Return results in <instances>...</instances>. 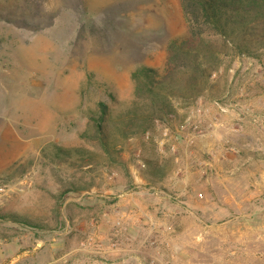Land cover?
Wrapping results in <instances>:
<instances>
[{
  "label": "rangeland",
  "instance_id": "obj_1",
  "mask_svg": "<svg viewBox=\"0 0 264 264\" xmlns=\"http://www.w3.org/2000/svg\"><path fill=\"white\" fill-rule=\"evenodd\" d=\"M185 31L179 0H0V264H264V49L174 101L173 148L163 125L80 136Z\"/></svg>",
  "mask_w": 264,
  "mask_h": 264
},
{
  "label": "trees",
  "instance_id": "obj_2",
  "mask_svg": "<svg viewBox=\"0 0 264 264\" xmlns=\"http://www.w3.org/2000/svg\"><path fill=\"white\" fill-rule=\"evenodd\" d=\"M179 2L186 31L168 40L163 65L141 64L133 69L129 108L113 118L108 105L98 102V114L90 115L88 130L80 135L106 153L113 145L109 138L114 131L125 138L133 132L153 133L156 126L167 125L169 116L177 113L174 101L187 104L204 95L211 75L225 57L234 53L254 56L264 49V0ZM57 149L64 154L70 152Z\"/></svg>",
  "mask_w": 264,
  "mask_h": 264
},
{
  "label": "built area",
  "instance_id": "obj_3",
  "mask_svg": "<svg viewBox=\"0 0 264 264\" xmlns=\"http://www.w3.org/2000/svg\"><path fill=\"white\" fill-rule=\"evenodd\" d=\"M199 113V112H197ZM177 132L183 135L187 141H191L194 133H201V120L193 111L188 112L181 122L176 126ZM171 133V129L167 125L161 126V134L163 138H167ZM149 136V131L145 132V137ZM173 148V146H171Z\"/></svg>",
  "mask_w": 264,
  "mask_h": 264
},
{
  "label": "crops",
  "instance_id": "obj_4",
  "mask_svg": "<svg viewBox=\"0 0 264 264\" xmlns=\"http://www.w3.org/2000/svg\"><path fill=\"white\" fill-rule=\"evenodd\" d=\"M175 131H177L176 129H175ZM174 139H172V131H171V133H170V135L167 137V142H170V143H167L169 146L171 145V146H174L175 145V140L176 139H178V141L180 142V144L182 143V139L180 140V138H179V135H177V136H174L173 137ZM200 138V136L199 135H196L195 137H194V141H196V140H198ZM159 143H161V141L159 142ZM177 143V142H176ZM171 148V147H170Z\"/></svg>",
  "mask_w": 264,
  "mask_h": 264
}]
</instances>
